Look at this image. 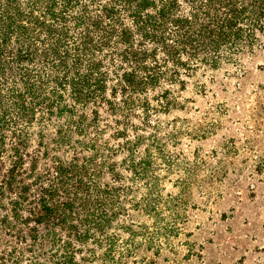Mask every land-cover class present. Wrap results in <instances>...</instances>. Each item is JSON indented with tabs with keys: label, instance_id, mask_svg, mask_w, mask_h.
Returning <instances> with one entry per match:
<instances>
[{
	"label": "trees",
	"instance_id": "obj_1",
	"mask_svg": "<svg viewBox=\"0 0 264 264\" xmlns=\"http://www.w3.org/2000/svg\"><path fill=\"white\" fill-rule=\"evenodd\" d=\"M26 5L28 10L21 0H0V208L9 212L2 224L20 243L48 242L55 252L51 264H73L111 224L110 188L98 183L107 164L98 155L74 154L39 170L30 151V126L57 111L85 136L99 109L113 115L141 105L148 111L149 96L164 84L169 88L152 107L169 109L171 102L163 98L172 87L184 90L201 65L215 68L245 44L254 49L264 35V0H28ZM7 261L3 257L0 264Z\"/></svg>",
	"mask_w": 264,
	"mask_h": 264
},
{
	"label": "rangeland",
	"instance_id": "obj_2",
	"mask_svg": "<svg viewBox=\"0 0 264 264\" xmlns=\"http://www.w3.org/2000/svg\"><path fill=\"white\" fill-rule=\"evenodd\" d=\"M27 2L21 0L25 10ZM261 36L253 50L245 44L215 68L201 65L184 90L172 87L163 98L169 109L152 107L169 88L164 84L149 96L148 111L141 105L113 115L99 109L85 136L57 111L30 126L39 170L74 154L98 155L107 164L98 183L110 188L111 224L73 264H264V107H254L243 128L228 118V98L248 74L264 72V59L256 56ZM255 85L252 90L261 87ZM8 213L0 208V263L5 257L7 264H51L55 252L48 242L12 237L2 224Z\"/></svg>",
	"mask_w": 264,
	"mask_h": 264
},
{
	"label": "crops",
	"instance_id": "obj_3",
	"mask_svg": "<svg viewBox=\"0 0 264 264\" xmlns=\"http://www.w3.org/2000/svg\"><path fill=\"white\" fill-rule=\"evenodd\" d=\"M260 39L264 43V36H261ZM257 55H260L264 59V45L256 51ZM255 84L261 87L252 90L251 87H256ZM262 84L264 86V72L259 73L257 77H251V74H248L242 82V87L236 90L235 94H232L231 100L228 98L230 107L228 118L236 122L237 127H244L254 107H264V87ZM260 115L259 125L262 128V132H264V110L260 112ZM259 138L264 143V135H260Z\"/></svg>",
	"mask_w": 264,
	"mask_h": 264
}]
</instances>
